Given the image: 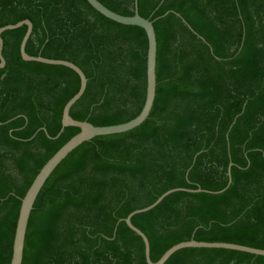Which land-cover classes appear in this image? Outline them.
I'll return each mask as SVG.
<instances>
[{
    "label": "trees",
    "instance_id": "obj_1",
    "mask_svg": "<svg viewBox=\"0 0 264 264\" xmlns=\"http://www.w3.org/2000/svg\"><path fill=\"white\" fill-rule=\"evenodd\" d=\"M97 1L133 16V0ZM137 13L153 22L156 39L149 116L129 132L81 144L56 167L30 213L21 264H146L126 216L168 190L224 189L230 163L221 194L173 193L131 224L146 236L151 262L190 240L264 250V0H137ZM23 20L32 24L27 55L71 62L87 80L72 119L107 127L140 113L142 29L104 18L85 0H0V28ZM25 30L1 35L0 264L10 263L21 199L79 132L58 135L78 76L22 61ZM165 264H264V257L184 249Z\"/></svg>",
    "mask_w": 264,
    "mask_h": 264
},
{
    "label": "water",
    "instance_id": "obj_2",
    "mask_svg": "<svg viewBox=\"0 0 264 264\" xmlns=\"http://www.w3.org/2000/svg\"><path fill=\"white\" fill-rule=\"evenodd\" d=\"M87 4L98 14L103 16L104 18L123 26H134L142 29L145 33L146 40H147V51H146V71H145V99L143 106L141 108L140 113L132 120L114 126H107V127H95L89 124L86 121H76L72 119L69 115L70 109L72 106L81 98L83 95L87 80L83 74V72L74 64L67 61L62 60H50L45 59L42 57H33L29 56L25 53V46L26 43L31 36L32 33V24L29 20L20 21L14 25H7L0 28V70L5 66V60L2 56V49H3V41L1 39L2 33L6 31L16 30L23 26L26 27L24 36L19 45V54L20 58L24 62H35L49 66H61L73 71L79 79V88L76 94L70 98L66 104L64 105L61 113V120H60V132L64 128L72 127L79 129V132L73 136L70 140H68L60 149H58L52 157L42 166L39 170L35 178L33 179L32 183L30 184L29 188L27 189L24 197L21 199L20 207L18 211V217L16 220V226L14 231V237L12 242V250H11V259L9 264H21L22 263V255H23V248H24V240L25 234L28 224V219L30 213L33 209L34 202L41 191L42 187L44 186L45 182L51 176L53 171L56 167L70 154L74 149H76L81 144L90 141L95 137H105V136H113L119 135L126 132H129L138 126H140L149 116L151 111L153 101L155 98V87H156V76H155V67H156V39L155 33L152 26V21L144 19L140 17L137 13V0H133V16L125 17L119 14H116L107 8H105L102 4H100L97 0H85ZM167 14V13H166ZM165 14V15H166ZM184 25L189 26L182 21ZM200 38V37H198ZM57 135V136H58ZM232 164L230 163L227 167L226 177H227V184L224 189L218 192H209L203 191L201 189L196 190H187L182 188H176L172 190H168L159 196L151 205L142 208L140 210H136L128 214L126 218L123 220L125 226L133 232L136 236H138L144 248V260L146 264H165L167 260L176 252L184 249H220V250H227V251H234L239 253L250 254L253 256L264 257V250L253 249L245 246L234 245V244H226V243H205V242H195L193 240L187 242L178 243L167 251L163 253V255L156 261L151 262L149 256V243L146 236L137 228H135L131 224V218L134 215L142 214L148 212L155 208L161 201L166 198L167 196L183 192L189 194H199V193H206V194H221L224 192L228 186L231 184V174L230 168Z\"/></svg>",
    "mask_w": 264,
    "mask_h": 264
}]
</instances>
